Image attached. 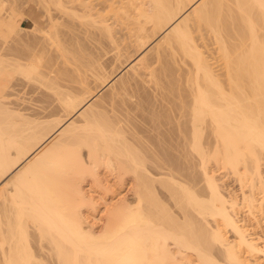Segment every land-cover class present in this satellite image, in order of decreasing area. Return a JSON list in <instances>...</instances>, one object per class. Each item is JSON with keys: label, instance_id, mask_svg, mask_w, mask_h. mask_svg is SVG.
Returning <instances> with one entry per match:
<instances>
[{"label": "bare ground", "instance_id": "6f19581e", "mask_svg": "<svg viewBox=\"0 0 264 264\" xmlns=\"http://www.w3.org/2000/svg\"><path fill=\"white\" fill-rule=\"evenodd\" d=\"M118 1L0 0V264H262L264 0Z\"/></svg>", "mask_w": 264, "mask_h": 264}, {"label": "rangeland", "instance_id": "374dc122", "mask_svg": "<svg viewBox=\"0 0 264 264\" xmlns=\"http://www.w3.org/2000/svg\"><path fill=\"white\" fill-rule=\"evenodd\" d=\"M92 1H93L92 3L96 5V9L100 10L101 15H107V13H111L112 12V10H111L112 7L109 6V4L111 2H106V0L105 1L104 0H92ZM115 1H117V0H114V2ZM125 1L124 0H120V3L118 1L116 3V6H117V4H123V2H124L125 5H127ZM124 4H123V6H124ZM114 8H117V7H114ZM53 14H55V13L53 12ZM56 15H54V16H56ZM25 19L26 18H24V17L21 19L20 26L23 27V28H29L30 27V23H29V21L27 19L26 20ZM151 47H152V45H151ZM148 49H150V48H148ZM51 56L53 57L52 59L54 60L56 58L55 56H58V54L55 53V52H50V56L49 57H51ZM52 59H51V61L53 63L54 61ZM58 59L59 58L57 57V59H55V62ZM55 62L53 64H56V66L58 67L59 66V62L58 61L56 63ZM211 64H212V66L214 68H216V62H213V60H211ZM60 65H62V63H60ZM63 67H65V68L61 69V66H59L58 68H60L61 70L68 71L67 73H69V72L71 73L72 72V71H69L70 67H66V65L63 66ZM70 83L73 84V82H70ZM98 84H99V82L91 84V90H93V91L96 90L94 88H96V86ZM7 88H8L9 107L12 108L15 111H19V113H22L26 117L31 118V120H38V118H39V121H42V120L44 121L45 120V122H50V121L52 122L53 120L58 121L59 119L62 120L64 118L63 117L64 116L63 112H60V111H62L60 109V107L59 106L58 107L55 106L58 103H55V102L51 101L53 105L55 103V105L53 106L50 103V101H49L51 98L49 100L48 99L46 100L45 98H47L48 96L43 94V90H41L42 92H40V90H38L40 88H38L37 86H33L32 84H29V83H27L26 81H24V80H22L20 78H16V79L11 80V82L9 83V87H7ZM44 93H46V92H44ZM41 95H42V97H41ZM108 95H109L108 89L106 91H102L99 94V96H101L102 98H106V99H107ZM43 100H45V102H42ZM47 103L49 104V105H47L48 107L46 106ZM45 107H47V108L44 110L43 108H45ZM43 110L45 112H43ZM38 113H40V114L38 115ZM43 114H45V115L49 114V116L42 117ZM37 115H38V117H37ZM39 116H41L42 119ZM262 172H263L262 176L264 178V166L262 167ZM215 175L217 177L221 178L223 174L221 172H219V171L218 172L216 171ZM222 180L226 182L225 184H227L228 187L227 186H225V187H226V189L227 188L229 189V190L227 189L228 192H230V193L234 192L233 194L237 195L238 197L240 196L239 187H238V184L236 182L234 183V181L231 178H228V177L227 178L225 177V179H222ZM250 224H251V227H253V226L255 227L256 226V225L253 224V222H250ZM254 231H255V233L257 235H261L262 232H263V235H264V229L261 231L259 228H255ZM260 231H261V233H260ZM258 233H260V234H258ZM260 262L262 264H264V258L260 259Z\"/></svg>", "mask_w": 264, "mask_h": 264}]
</instances>
